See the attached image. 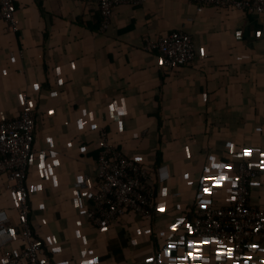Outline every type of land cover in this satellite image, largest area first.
Masks as SVG:
<instances>
[{
	"label": "crops",
	"instance_id": "0c3cea01",
	"mask_svg": "<svg viewBox=\"0 0 264 264\" xmlns=\"http://www.w3.org/2000/svg\"><path fill=\"white\" fill-rule=\"evenodd\" d=\"M15 6L16 32L0 18V122L21 112L26 94L35 119L30 221L46 264L235 263L229 245L195 242L190 224L198 209L231 203L239 162L256 170L249 201L264 206V14L152 0L117 6L101 33L90 0ZM175 30L190 35L194 59L166 70L145 40ZM102 130L136 162L167 167L151 220L127 214L105 230L86 220ZM84 176L89 192L73 187ZM4 185L0 209L15 224ZM19 247L18 238L8 246ZM243 264H264V250Z\"/></svg>",
	"mask_w": 264,
	"mask_h": 264
},
{
	"label": "built area",
	"instance_id": "2783aa9c",
	"mask_svg": "<svg viewBox=\"0 0 264 264\" xmlns=\"http://www.w3.org/2000/svg\"><path fill=\"white\" fill-rule=\"evenodd\" d=\"M99 14V32H105L114 8L119 5L139 6L152 0H90ZM158 1V0H157ZM204 7L235 10L256 15L264 14V0H186ZM0 18L9 31L18 30L15 0H0ZM145 50L157 52L162 68L174 70L194 59V45L189 34L175 30L145 40ZM35 119L26 94L22 95L21 112L0 122V178L12 195L17 216L14 224L4 209H0V264H46L44 247L37 238L30 221L28 167L34 155ZM98 154L94 166L93 192H89L88 176L73 183L76 190L88 191L85 211L88 223L105 230L127 214L141 221L154 216L155 187L170 178L163 164L152 167L138 163L125 155L111 140L107 131L98 136ZM45 156V150L36 153ZM257 172L245 162H239L231 177V203L227 206L208 204L196 211L190 224L195 242L219 240L229 245L235 263L243 264L256 258L264 250V206L249 201V183ZM203 184L198 185V191ZM178 195V193H176ZM18 238L20 247L12 251L8 246ZM247 260V261H246Z\"/></svg>",
	"mask_w": 264,
	"mask_h": 264
},
{
	"label": "snow or ice",
	"instance_id": "6c2138e0",
	"mask_svg": "<svg viewBox=\"0 0 264 264\" xmlns=\"http://www.w3.org/2000/svg\"><path fill=\"white\" fill-rule=\"evenodd\" d=\"M247 154V153H246ZM206 180H217V179H223V177H219V178H216V177H205ZM205 191L207 192L208 189H205Z\"/></svg>",
	"mask_w": 264,
	"mask_h": 264
},
{
	"label": "trees",
	"instance_id": "16d2710c",
	"mask_svg": "<svg viewBox=\"0 0 264 264\" xmlns=\"http://www.w3.org/2000/svg\"><path fill=\"white\" fill-rule=\"evenodd\" d=\"M98 14H99V11H98ZM99 18H100V14H99ZM100 20V19H99ZM100 23V21H99ZM45 254V253H44ZM47 259L49 258L48 254L46 253V256H45Z\"/></svg>",
	"mask_w": 264,
	"mask_h": 264
}]
</instances>
